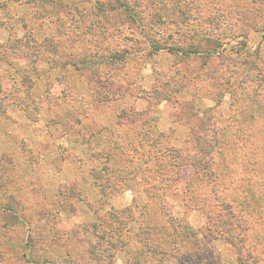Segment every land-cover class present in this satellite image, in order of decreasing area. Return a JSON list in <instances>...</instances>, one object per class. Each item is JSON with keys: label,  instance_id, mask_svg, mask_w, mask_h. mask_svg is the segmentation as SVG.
Segmentation results:
<instances>
[{"label": "rangeland", "instance_id": "rangeland-1", "mask_svg": "<svg viewBox=\"0 0 264 264\" xmlns=\"http://www.w3.org/2000/svg\"><path fill=\"white\" fill-rule=\"evenodd\" d=\"M0 264H264V0H0Z\"/></svg>", "mask_w": 264, "mask_h": 264}, {"label": "trees", "instance_id": "trees-1", "mask_svg": "<svg viewBox=\"0 0 264 264\" xmlns=\"http://www.w3.org/2000/svg\"><path fill=\"white\" fill-rule=\"evenodd\" d=\"M114 6H110L108 5V8L110 9V11L112 10H115L117 8H113ZM216 37V36H215ZM217 38V37H216ZM217 41V46H220V43L218 42V40H215ZM219 48V47H218ZM210 51H212V53H218V50L216 48H213L211 50H207V54L209 55ZM191 52H198L197 49L195 50H190L188 52H186V55L188 56ZM237 53H240L239 51H237ZM211 55V54H210ZM233 64V63H232ZM234 69L233 70H230L231 74L235 73V71L237 70V68L235 66H233ZM159 91H162V90H159ZM168 96H163V99H167ZM215 133H213L211 135V138L215 139L216 140V133H217V130L214 131ZM217 145V144H216ZM218 150L220 149L219 146L217 148ZM215 189V188H214ZM224 204V210L225 212L227 211L228 214H234L232 211H234L232 209V206H231V203L230 202H227L226 200L223 201ZM227 225H224V229L221 230V234L222 236L227 240L229 241L231 244H233L234 246H236L237 250H238V253H242L243 252V249H244V245L246 243V240L244 238V234H239V233H242V232H245L246 231V227L242 224H238L235 228L239 227V232H237V234H233V232L231 230H235L233 227H232V223L231 222H226ZM229 228L231 230H229ZM241 231V232H240ZM239 234V235H238ZM251 254V253H250ZM247 257H249L248 253L245 254ZM252 255V254H251ZM248 260V258H247Z\"/></svg>", "mask_w": 264, "mask_h": 264}]
</instances>
